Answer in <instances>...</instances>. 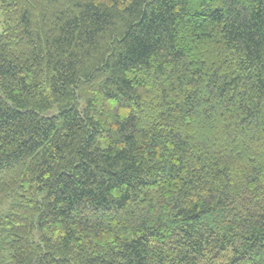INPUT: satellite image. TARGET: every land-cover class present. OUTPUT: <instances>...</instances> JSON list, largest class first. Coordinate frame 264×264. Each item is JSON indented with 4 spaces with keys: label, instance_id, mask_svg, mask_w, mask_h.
Returning a JSON list of instances; mask_svg holds the SVG:
<instances>
[{
    "label": "trees",
    "instance_id": "obj_1",
    "mask_svg": "<svg viewBox=\"0 0 264 264\" xmlns=\"http://www.w3.org/2000/svg\"><path fill=\"white\" fill-rule=\"evenodd\" d=\"M0 264H264V0H0Z\"/></svg>",
    "mask_w": 264,
    "mask_h": 264
}]
</instances>
